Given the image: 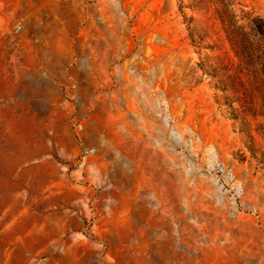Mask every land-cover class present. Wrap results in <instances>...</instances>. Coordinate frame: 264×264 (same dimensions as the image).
I'll use <instances>...</instances> for the list:
<instances>
[{"label":"rangeland","instance_id":"rangeland-1","mask_svg":"<svg viewBox=\"0 0 264 264\" xmlns=\"http://www.w3.org/2000/svg\"><path fill=\"white\" fill-rule=\"evenodd\" d=\"M0 264H264V0H0Z\"/></svg>","mask_w":264,"mask_h":264}]
</instances>
